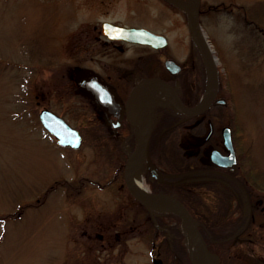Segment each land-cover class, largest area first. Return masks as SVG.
<instances>
[{
	"label": "rangeland",
	"instance_id": "rangeland-1",
	"mask_svg": "<svg viewBox=\"0 0 264 264\" xmlns=\"http://www.w3.org/2000/svg\"><path fill=\"white\" fill-rule=\"evenodd\" d=\"M197 8L217 57L218 96L227 101L208 117L234 127L241 172L251 168L264 180V0H198ZM103 20L165 35L167 45L151 51L162 67L167 57L183 67L197 59L185 14L166 0H0V264L192 261L195 240L185 226L178 224L182 238L172 250L171 236L140 218L143 210L123 185L121 153L110 142L114 132L97 121L100 112L80 87L84 76L98 74L122 90L133 61L150 53L140 44L106 40ZM161 102L170 103L167 97ZM42 108L78 127L83 145L57 144L38 119ZM193 124L190 119L176 129L180 149L191 151ZM161 151L160 166L171 167L169 146ZM221 188L194 185L199 197L190 201L214 217L232 214L229 200L239 191L228 187L235 192L231 198ZM251 195L264 198L259 190ZM216 245L218 264L253 259L250 246L233 237Z\"/></svg>",
	"mask_w": 264,
	"mask_h": 264
},
{
	"label": "flooded vegetation",
	"instance_id": "flooded-vegetation-1",
	"mask_svg": "<svg viewBox=\"0 0 264 264\" xmlns=\"http://www.w3.org/2000/svg\"><path fill=\"white\" fill-rule=\"evenodd\" d=\"M100 33L102 34L101 29ZM106 40L125 42L121 39L106 38ZM141 45L148 47L150 53L136 58L133 61L131 68L127 71L126 75L122 76L121 82L120 79H118L119 82L123 85L122 90L127 89L126 92H122V90H119V87H117V85L107 81L104 77L98 74L84 76L81 80L80 87L85 93H87L88 97H90V100L94 101L96 107L100 112V117H98L99 119L95 120L103 121L102 123L104 125H107L110 130L114 132L112 133V135H110V142L113 150L116 153H121L119 171L122 174L123 185L127 191V194L131 198L133 205L143 210L144 214L140 218L144 220L146 219V217H148L159 233H164V236L167 235L171 236L172 238L175 234V227L177 225L176 217H178L179 221H181L178 214H176L175 212L170 213L168 209H162L158 205H144L131 194L126 186L124 178L125 163L128 159L129 154L133 151L137 141L136 122L129 117L126 108L128 101L133 96H136L138 100L143 96V92L146 87L144 88L141 97H139L138 89L135 88L138 82L141 79L151 77H160L173 85L175 88L177 87V89L175 90L177 91L181 100L187 105L191 104L186 101L182 89H179V81L177 77L172 79L167 75L163 76L160 74V71H153L149 74H145L143 72V67L138 65L139 62L140 65L144 64L145 66V58L147 56H152L153 62L157 61V65L160 66V58L155 56V54L151 52L157 49L149 45ZM92 76H98L114 91L119 107L112 106V112L107 113V108L100 105L97 102V99L93 92H91L89 88L83 85V79ZM218 94L219 89L217 90L214 100L220 97L218 96ZM214 100L204 112L197 116H187L178 111L171 103L164 105L162 104V102H159L158 104H156L151 110L153 125L149 137L148 154L144 152L141 154V162L138 166V175L141 178V182L144 187L143 189L147 190L149 193H165L175 196L184 204L186 209L193 216V205L188 197L191 195L192 188L194 186L193 178H198L199 176V178H204L205 181L212 184L215 183V180H228L226 185L228 187L233 186L238 191L240 190V194L242 193L244 196L229 200L232 202L233 207V210L231 211L233 214L232 217L234 229L224 230L223 235H226V237H233L237 242L244 243L250 246L248 248L251 252V255L253 256V259L252 261L249 260L247 262L248 264H264V257L261 258L255 254V250L257 249L264 251V221L257 220L259 216H264V198L257 199L251 195L252 190L264 188V183H257L251 180L252 178L249 175V172L252 173L251 168H246L245 171L241 172V155L238 150L237 141H235L234 138V127L224 123L218 124L213 120V118L208 117V113L209 111H211V109H213L214 107H224L227 104L214 102ZM61 116L64 117L63 115ZM190 119L193 120V125H198H196L194 131L195 133H191L189 138L191 139L189 144L191 151H186L185 149H180L178 147V144H176L175 137L177 135V132L175 131L178 128L180 129V123L182 124V126L186 127L187 122ZM114 125H117V127L115 128ZM225 125H228L230 127L232 144L237 157V165L234 169L218 165L213 161L211 157V153L213 150H217L224 155L228 153V150L226 149L223 142L222 133V129ZM125 130L126 132L122 133V131L124 132ZM83 142L84 138L82 136L80 147L83 145ZM162 145L169 146L168 153L170 157L169 162L170 164H172L171 167L160 166L162 165L160 161L162 154ZM153 167L156 168L159 174L154 171ZM175 189L184 190L185 197H182L181 194L179 195L175 191ZM259 192H264V190H259ZM140 218L137 216V218L135 219L138 222V219ZM98 235L100 239L103 238V234L99 233ZM117 236H119L118 232H116V237ZM169 248L172 250L174 248L171 241L169 242Z\"/></svg>",
	"mask_w": 264,
	"mask_h": 264
},
{
	"label": "water",
	"instance_id": "water-1",
	"mask_svg": "<svg viewBox=\"0 0 264 264\" xmlns=\"http://www.w3.org/2000/svg\"><path fill=\"white\" fill-rule=\"evenodd\" d=\"M172 5L176 6L185 13L186 23L191 35V38L198 49L206 67V86L200 100L188 106L182 102L173 86L159 77H151L141 79L136 88L138 89V96L141 97L144 88L150 83L159 84L164 90L172 96L174 106L181 112L188 115H197L205 111L213 101L219 86V68L216 62V55L209 43V40L200 24L198 17V0L195 3L192 0H187L186 4H178L174 0H167ZM101 32L109 39H123L128 42L147 44L155 48L163 47L167 44V39L162 34H157L144 27H132L120 25L110 21L101 22ZM164 66L171 72L177 73L181 66L173 59L167 58L164 60ZM83 85L89 88L95 95L98 103L107 108V113L112 112L111 107H119L114 91L106 85L98 76L87 77L83 79ZM215 102L224 103L225 99L219 98ZM145 125L141 137L137 140L133 151L129 154L125 163L124 178L126 185L132 195L143 204L147 205L151 200L157 198L163 199L174 206V211L181 217L183 223L192 232L193 238L198 246V264H204V256L211 254L206 246V243L199 232L197 225L182 205V203L174 196L165 193H148L137 188L131 178V166L136 156L142 152L148 154V143L150 132L152 128L151 110L144 108ZM38 118L41 124L56 138L57 142L61 145L71 146L78 148L81 142V134L78 129L72 127L63 117L56 114L50 109L43 108L38 113ZM115 128L117 125H114ZM224 144L229 150L226 155L220 154L218 151L213 150L211 157L215 163L223 167H230L233 169L237 163L236 154L232 146V139L230 128L225 126L222 129ZM155 169V168H154ZM156 171V169H155ZM158 174V172H156ZM215 256V255H214ZM216 257V256H215ZM217 261V260H216Z\"/></svg>",
	"mask_w": 264,
	"mask_h": 264
},
{
	"label": "trees",
	"instance_id": "trees-1",
	"mask_svg": "<svg viewBox=\"0 0 264 264\" xmlns=\"http://www.w3.org/2000/svg\"><path fill=\"white\" fill-rule=\"evenodd\" d=\"M194 57H197L196 60H194V63H190L188 66L183 67L182 70L177 74V75H171L169 74L160 64V66H158V62L154 61L153 62V57L152 56H147L145 58V66L144 64L140 65L139 62V66H142V70L145 74H149L150 72L153 71H160L161 75H167L170 78L174 79L175 77L178 78L179 81V87L180 89H182V92L185 96V99L187 102H189L190 104L196 102L198 100V98L200 97L202 91L204 90L205 87V81H206V72H205V66L204 63L202 61L201 56L198 54L197 50L194 48ZM195 59V58H194ZM137 65V66H138ZM249 175L251 176V180L257 183H264V180H260L261 177L259 176H255V174L249 172ZM228 180H215L214 184L218 187L221 188L223 193L228 192L229 196L231 198H233L235 196V192L232 189H227L228 186L225 184V182H227ZM204 183H209L207 181H205L204 178L201 179H196L193 180V185H198L201 186V184ZM212 184V183H209ZM258 190H264V188L262 189H258ZM175 191L180 195H182V197H185V193L184 190L181 189H175ZM217 191V190H215ZM218 192V191H217ZM194 195H196L197 197H199L198 194H195L194 192L191 193L189 197V199L192 201ZM243 196V195H240ZM189 201V200H188ZM190 202V201H189ZM193 211L194 215L197 216V219L200 222L199 228L201 230V232L203 233V236L208 244V248L211 251H215V248H213V242H217L216 247L218 246L219 242L223 241L226 239V235L224 236V230H228V229H234L233 226V219H232V214H225L224 217H214L212 214V211L209 210L207 211H201L198 208V205H195L193 202ZM177 219V225L175 227V234L172 237V241H174V244L177 246V244L180 242L181 238H182V232L178 227V223L179 218L176 217ZM182 254H184V261H186V257H185V252H182ZM185 264H190L189 262L185 263Z\"/></svg>",
	"mask_w": 264,
	"mask_h": 264
},
{
	"label": "bare ground",
	"instance_id": "bare-ground-1",
	"mask_svg": "<svg viewBox=\"0 0 264 264\" xmlns=\"http://www.w3.org/2000/svg\"><path fill=\"white\" fill-rule=\"evenodd\" d=\"M178 4H186L187 0H174ZM195 3V0H192ZM217 62V59H216ZM169 97L167 91H165L161 86L156 83H150L146 86L143 96L138 100L136 96H133L127 104V113L129 117L136 122V136L137 138L141 137L144 131L145 125V113L144 108H148L150 110L160 102V99ZM141 162V155L135 158L132 164V180L136 187L143 189V185L141 182V178L138 175V166ZM162 207L174 209V206L171 205L169 202H165L163 200H159L157 202ZM187 232L189 229L185 226ZM191 252V259L194 264H198V246L197 243L194 242V245L190 249ZM204 264H216V259L213 255H206L204 256Z\"/></svg>",
	"mask_w": 264,
	"mask_h": 264
}]
</instances>
